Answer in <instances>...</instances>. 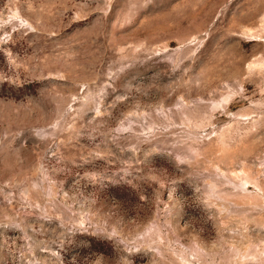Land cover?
Returning a JSON list of instances; mask_svg holds the SVG:
<instances>
[{
	"label": "rangeland",
	"instance_id": "374dc122",
	"mask_svg": "<svg viewBox=\"0 0 264 264\" xmlns=\"http://www.w3.org/2000/svg\"><path fill=\"white\" fill-rule=\"evenodd\" d=\"M0 264H264V0H0Z\"/></svg>",
	"mask_w": 264,
	"mask_h": 264
}]
</instances>
